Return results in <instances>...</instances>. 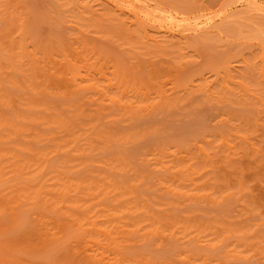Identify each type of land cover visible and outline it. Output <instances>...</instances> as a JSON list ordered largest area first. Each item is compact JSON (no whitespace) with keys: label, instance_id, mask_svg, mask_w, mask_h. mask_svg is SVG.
<instances>
[{"label":"rangeland","instance_id":"rangeland-1","mask_svg":"<svg viewBox=\"0 0 264 264\" xmlns=\"http://www.w3.org/2000/svg\"><path fill=\"white\" fill-rule=\"evenodd\" d=\"M0 264H264V0H0Z\"/></svg>","mask_w":264,"mask_h":264},{"label":"bare ground","instance_id":"bare-ground-1","mask_svg":"<svg viewBox=\"0 0 264 264\" xmlns=\"http://www.w3.org/2000/svg\"><path fill=\"white\" fill-rule=\"evenodd\" d=\"M209 57H210V56H209ZM213 57H215V56H213ZM215 59H216V58H215ZM219 59H220V58H219V56H218V60H219ZM209 63H210V62H209ZM209 63H208V64H209ZM206 64H207V63H206ZM212 64H213V63H212ZM212 64H211V65H212ZM209 66H210V65H209ZM173 67H174V66H173ZM174 68H175V67H174ZM170 69H171V68H170ZM175 69H176V68H175ZM183 70H184V69H183ZM183 70H182V71H183ZM172 72H173V71H172ZM166 73H167V72H166ZM166 73H165V75H166ZM169 73H170V71L168 72V74H169ZM170 74H172V73H170ZM155 78H156V77H155ZM162 82H163V81H162ZM177 82H178V81H177ZM177 82H176V83H177ZM159 95L161 96L162 94L160 93ZM162 97H163V95H162L160 98H162ZM191 97H192V96H191ZM206 97H207V96H206ZM182 98H184V97H182ZM194 98H195V97L193 96V99H194ZM208 98H209V97H208ZM211 99H212V98H211ZM204 100H206V98H205ZM162 102H163V101H162ZM164 103H165V102H164ZM160 104H161V103H160ZM169 104H170V103H169ZM262 104H263V103H262ZM157 106H158V104H157ZM168 106H169V105H168ZM170 107H171V106H170ZM161 108H162V107H161ZM161 108H160V109H161ZM164 109H166V108H164ZM228 112H229V111H228ZM248 130H249V129H248Z\"/></svg>","mask_w":264,"mask_h":264}]
</instances>
